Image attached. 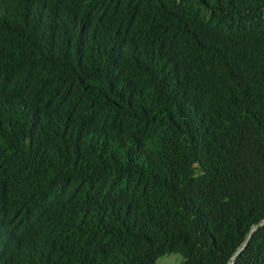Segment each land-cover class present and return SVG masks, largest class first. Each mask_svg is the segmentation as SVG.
Segmentation results:
<instances>
[{
  "label": "trees",
  "instance_id": "obj_1",
  "mask_svg": "<svg viewBox=\"0 0 264 264\" xmlns=\"http://www.w3.org/2000/svg\"><path fill=\"white\" fill-rule=\"evenodd\" d=\"M262 221L264 0H0V264H264Z\"/></svg>",
  "mask_w": 264,
  "mask_h": 264
},
{
  "label": "rangeland",
  "instance_id": "obj_2",
  "mask_svg": "<svg viewBox=\"0 0 264 264\" xmlns=\"http://www.w3.org/2000/svg\"><path fill=\"white\" fill-rule=\"evenodd\" d=\"M182 258L178 254L164 256L157 260L155 264H181Z\"/></svg>",
  "mask_w": 264,
  "mask_h": 264
},
{
  "label": "water",
  "instance_id": "obj_3",
  "mask_svg": "<svg viewBox=\"0 0 264 264\" xmlns=\"http://www.w3.org/2000/svg\"><path fill=\"white\" fill-rule=\"evenodd\" d=\"M263 224H264V221L260 222L256 227H254V229L251 231V233H252L257 227H259V226H261V225H263ZM251 233H250V235H251ZM250 235H249L248 239L246 240V242L244 243V245L241 247V249H240L237 253H235V255L233 256L232 262H233V260L238 256V254L243 250V248L246 246V244H247V242H248V240H249V238H250Z\"/></svg>",
  "mask_w": 264,
  "mask_h": 264
}]
</instances>
